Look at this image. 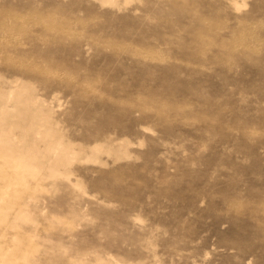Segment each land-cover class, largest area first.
Instances as JSON below:
<instances>
[{
	"label": "rangeland",
	"instance_id": "rangeland-1",
	"mask_svg": "<svg viewBox=\"0 0 264 264\" xmlns=\"http://www.w3.org/2000/svg\"><path fill=\"white\" fill-rule=\"evenodd\" d=\"M0 264H264V0H0Z\"/></svg>",
	"mask_w": 264,
	"mask_h": 264
}]
</instances>
